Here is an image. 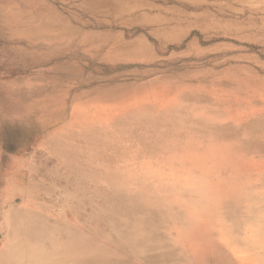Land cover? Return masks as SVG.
<instances>
[{
    "label": "rangeland",
    "instance_id": "374dc122",
    "mask_svg": "<svg viewBox=\"0 0 264 264\" xmlns=\"http://www.w3.org/2000/svg\"><path fill=\"white\" fill-rule=\"evenodd\" d=\"M53 87L67 92L69 115L77 114L70 111L77 99L127 97L107 124L139 107L174 126L186 122L183 131L197 126L200 134L237 140L233 132L242 126L253 135L244 149L264 157V0H0V224L10 209L24 206L31 215L8 226L23 239L30 229H66L77 221L92 230L98 246L87 244L96 247L90 264H122L108 245L125 226L118 193L95 175L82 178L57 155L53 141L68 121L51 124V110L23 113L15 103ZM212 99L216 103L201 110V102ZM8 171L18 174L25 204L5 188ZM180 196L174 203L189 220L198 218ZM28 224L35 227L27 231ZM99 232L108 243L93 235Z\"/></svg>",
    "mask_w": 264,
    "mask_h": 264
},
{
    "label": "bare ground",
    "instance_id": "6f19581e",
    "mask_svg": "<svg viewBox=\"0 0 264 264\" xmlns=\"http://www.w3.org/2000/svg\"><path fill=\"white\" fill-rule=\"evenodd\" d=\"M53 88L30 92L15 103L23 113L24 108L51 110V124L68 121L53 141L57 155L82 178L95 175L102 186L118 193L125 226L108 245L122 264H264V157L255 158L244 149L242 142L250 140L251 131L236 126L237 140L211 131L200 134L197 126L183 131L186 122L174 126L157 120L155 110L144 112L139 107L111 116L107 124L106 116L127 97L102 94L77 99L70 110L77 114L69 115L64 102L67 92ZM197 101L191 98L192 103ZM215 103V99L201 102L200 108L207 111ZM144 139L150 148L140 145ZM178 150L185 153L173 155ZM17 175L11 173L4 185L25 204L28 194L17 183ZM144 184L164 190L157 193ZM177 195L186 198L198 218L189 220L183 206L174 203ZM25 207L10 209L0 224L4 235L0 264H90L96 260L89 255L90 249L98 247L91 241L92 230L77 221L54 231L49 224L43 230L28 231L34 226L28 224L29 235L24 239L20 230L12 232L8 226L31 215ZM93 235L108 243L105 234ZM187 237L193 240L191 246L185 242ZM42 243L48 247L42 248Z\"/></svg>",
    "mask_w": 264,
    "mask_h": 264
}]
</instances>
